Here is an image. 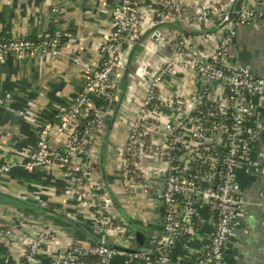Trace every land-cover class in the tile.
Segmentation results:
<instances>
[{
  "label": "built area",
  "instance_id": "obj_1",
  "mask_svg": "<svg viewBox=\"0 0 264 264\" xmlns=\"http://www.w3.org/2000/svg\"><path fill=\"white\" fill-rule=\"evenodd\" d=\"M187 1L150 0L143 5L141 0H110L112 30L99 67L90 70L71 104L40 124L35 150L14 163L0 162V175L15 168H62L63 197L78 211H59L82 224L89 221L103 244L134 248L135 235L114 206L96 165L129 54L148 34L135 58L112 137L119 130L124 134L117 143L109 141L106 163L112 178L122 182L123 193L139 191V196H151L164 208L151 231L142 228L151 248L130 254L95 244L78 246L54 227L23 215L14 226L0 222L4 243L19 245L15 264L51 259L52 264H111L118 257H124L125 264H173L175 247L189 244L199 222L205 221L206 206L214 210L210 219L214 231L208 245L194 253L193 264H225L234 219L248 205L239 171L264 132V76L237 59L233 40L240 27L259 28L264 0L235 10L230 20L235 0L215 4L198 0L199 7L191 12ZM60 12L52 11L55 28L49 38L0 40V64L11 55L58 56L63 39ZM216 19L223 25L218 31L210 27ZM163 24L202 35L158 27ZM13 97L0 92V107L11 110ZM54 132L65 139L60 149L52 145Z\"/></svg>",
  "mask_w": 264,
  "mask_h": 264
},
{
  "label": "crops",
  "instance_id": "obj_2",
  "mask_svg": "<svg viewBox=\"0 0 264 264\" xmlns=\"http://www.w3.org/2000/svg\"><path fill=\"white\" fill-rule=\"evenodd\" d=\"M201 1L215 4L219 0ZM149 2L141 0L143 5ZM197 2L187 1L188 12L199 7L200 2ZM251 4L253 0H237L236 8L238 10ZM54 9L61 11L59 26L63 39L59 55H11L4 64H0V92L14 96L11 110L0 107V162L14 163L27 152L35 150L40 124L52 120L61 106L71 104L83 90L90 70L101 64L102 50L112 30L110 0H0V40L26 38L36 41L51 37L55 28L52 20ZM210 27L218 31L220 22L216 19ZM233 51L237 59L264 76V20L259 23L258 29L238 28L233 40ZM261 113L264 125V112ZM119 131L115 139H110L111 142L117 143L120 140L124 131ZM51 142L54 148L60 149L65 139L54 132ZM250 152V157L239 171L242 195L248 205L245 212L234 219V236L226 247L225 264H264V198L261 196L264 193V132ZM5 175L8 179L0 184V190L7 189V193L46 206H55L66 213H77V207L67 203L63 197L66 174L62 168H15ZM120 182L116 181L120 190L115 192L117 197L121 196V199L118 198L120 203L127 204L140 228L147 227L148 232L151 231L154 228V225H149L151 218H154L156 208L162 213L161 205L151 196H139V191L122 194ZM203 212L205 221L199 222L189 244L181 242L175 247L173 264H193L194 253L211 240L214 228L210 219L214 210L206 206ZM0 215L15 216L18 219L16 223L22 222L21 216H25L23 211L1 202ZM35 220L54 227L72 244H93L89 238L74 237L70 229L64 228L60 222ZM82 221L91 225L89 221ZM18 249L19 245L9 247L0 237V264H15ZM51 260H43L42 264H52ZM111 264H125V258L118 257ZM130 264L146 263L135 261Z\"/></svg>",
  "mask_w": 264,
  "mask_h": 264
},
{
  "label": "water",
  "instance_id": "obj_3",
  "mask_svg": "<svg viewBox=\"0 0 264 264\" xmlns=\"http://www.w3.org/2000/svg\"><path fill=\"white\" fill-rule=\"evenodd\" d=\"M236 3H237V0L234 1L233 5L229 11V14H228L229 20L233 17L235 10H237ZM222 26L223 25H221L220 27H222ZM158 27H168V28L177 30L178 32H180L182 34H187V35H192V36L202 35L198 32L189 31V30L184 29L183 27H180V26H177L174 24H163V25H159ZM208 33H212V31H208ZM147 36H148V34H145L139 40V42L132 48V50L129 54L127 65H126V68H125V71H124V74L122 77L121 85L119 87V97H118V100H117V102L113 108V111H112V113H111V115L107 121L106 129H105L104 135L102 136V139H101L100 151H99V166H100V174H101L102 181L104 183V186H105L107 193L109 194L110 198L112 199V201L114 203V206L118 209L122 218L125 220L127 226L130 228V230L135 235L134 248H130V249L124 248L122 246H118V245L113 244V243L103 244L99 240V238L93 234V232H90L87 229H85L83 227V224L80 221L75 220L74 218H71L70 216L66 215L65 213H62L59 210H54L51 207L43 205L39 202H34V201L29 200V199L21 198L19 196L11 194V193L0 191V197L7 199V204L6 203L5 204L8 205V207L15 208L19 211L28 210V211H34L37 213H41V214H48V215L55 216L58 218H64L66 221H68L76 229H78V230L82 231L84 234H86L87 238H89V240L93 244L98 245V246H105V247H108L110 249H115V250L123 251L126 253H130V254H132V253L141 254V253H144L145 250L151 248L150 237L142 228H140L135 223V221L127 213L124 206L122 205V203H120L118 197L116 196L113 188L111 187L110 182H109V178H108L107 163H106L108 144H109L110 139L113 136L115 126H116V122H117V118L119 116L120 110L122 108V105H123L124 100H125L126 95H127L128 85H129L130 78H131L132 73H133L134 61H135V58L137 56V53L140 51L141 45L145 42ZM161 212L162 213H160V218L164 212V208L161 209Z\"/></svg>",
  "mask_w": 264,
  "mask_h": 264
},
{
  "label": "trees",
  "instance_id": "obj_4",
  "mask_svg": "<svg viewBox=\"0 0 264 264\" xmlns=\"http://www.w3.org/2000/svg\"><path fill=\"white\" fill-rule=\"evenodd\" d=\"M37 41V40H36ZM13 105V104H12ZM96 168L99 170V165H96ZM107 172H108V178H109V182H110V185H111V187L113 188V190L114 191H116V190H120L119 188H117V185H116V181L112 178V172H110L108 169H107ZM7 179H8V177L5 175V174H1L0 175V184H2V183H5L6 181H7ZM119 184H122V183H119ZM122 186L120 185V188H121ZM122 194H123V192H122ZM121 196L119 195V199H121L120 198ZM0 202L1 203H6L7 204V199H5V198H3V197H0ZM122 204L125 206V208H126V210L129 212V215L133 218V220L136 222L137 220L135 219V217L134 216H132L133 214L132 213H130L131 211L129 210L130 208L127 206V204L125 203V202H122ZM49 207H51V206H49ZM52 209H54V210H60L59 208H56L55 206H52L51 207ZM129 208V209H128ZM76 210V209H75ZM23 212H24V214H25V218H30V219H37V220H41V221H55L56 223L58 222V224H60V225H63V226H65L64 228H68V229H70V231L72 232V234H73V236L74 237H79V238H87V236H86V234H84L82 231H80V230H78V229H76L74 226H72L68 221H66L64 218H58V217H55V216H51V215H48V214H41V213H37V212H34V211H28V210H23ZM160 213V210H159V208H156L155 209V212H154V214H155V216H153L154 218H151V224H149V225H154L155 226V224L157 223V215ZM0 218H3L2 220H0V222L1 223H3V224H8V225H10V224H12V225H10V226H14V224L16 223V221L18 220V219H16V217L15 216H5V217H2L1 215H0ZM60 222V223H59ZM148 223H150V222H148ZM137 224V223H136ZM60 225H59V227H60ZM83 227L85 228V229H87L88 231H90V232H92L91 230H90V226L89 225H87V224H83ZM81 245L80 246H86V245H83L84 243H80ZM153 254H155L156 255V253H157V250L156 249H154L153 250V252H152ZM87 260V259H86ZM95 259H93V258H89L88 259V261H94Z\"/></svg>",
  "mask_w": 264,
  "mask_h": 264
},
{
  "label": "rangeland",
  "instance_id": "obj_5",
  "mask_svg": "<svg viewBox=\"0 0 264 264\" xmlns=\"http://www.w3.org/2000/svg\"><path fill=\"white\" fill-rule=\"evenodd\" d=\"M120 183H122V182H120Z\"/></svg>",
  "mask_w": 264,
  "mask_h": 264
}]
</instances>
